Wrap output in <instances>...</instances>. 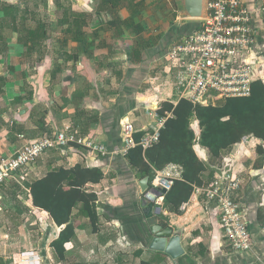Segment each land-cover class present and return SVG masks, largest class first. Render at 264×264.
<instances>
[{
	"label": "crops",
	"instance_id": "crops-1",
	"mask_svg": "<svg viewBox=\"0 0 264 264\" xmlns=\"http://www.w3.org/2000/svg\"><path fill=\"white\" fill-rule=\"evenodd\" d=\"M39 1L0 0V161L15 153L22 142L20 135L37 139L68 129L77 136L104 143L108 150L104 155L80 147L47 150L24 181L32 182L52 170L76 165L100 169L102 180L86 185L98 196L99 220L92 225L79 208L75 209L73 218L80 225L65 246V259L59 260L51 242L63 226L58 227L46 211L34 207L20 185L21 190L13 195L14 203H3L0 212L27 217L29 211L45 235L38 241L37 251L29 248L23 253L33 261L22 262L20 255L3 260L8 264H264L263 140L246 136L224 150L219 160L221 164L228 158L234 174L242 181L233 198L240 204L252 236L253 246L245 251L228 246L216 203L207 201L201 193L193 191L179 213L172 212L166 194L148 208L150 201L139 185L146 176H140L126 158L123 125L132 126L135 140V134L144 135L157 124L146 115V102L157 90L161 102L178 100L173 78L162 67L166 55L151 61L140 80L141 55L132 52L143 55L154 51L170 36L179 41L190 35H181L179 30L194 23L200 25V20L187 18L180 0H125L129 6L114 10L104 6V0ZM244 1L250 5L253 2ZM140 2L142 6L136 7ZM38 3L43 8L34 5ZM6 5L18 9L15 23L11 17L5 18L2 6ZM75 13L84 15L77 30L72 28ZM254 27L256 43L250 52V63L253 76H258L254 79L264 82V20L258 19ZM35 32L41 38L31 43L28 38ZM77 33L80 40L75 39ZM146 40L150 42L148 47L143 46ZM138 80L140 86L133 93L135 86H130ZM190 127L197 139L194 151L207 167L202 185L193 186L205 188L213 181L219 164L209 149L198 143L201 128L196 116L191 118ZM172 164L177 165L167 166ZM10 183L18 184L10 181L7 185ZM5 197L8 194L0 188V200ZM2 214L0 222L5 217ZM156 224L180 235L184 253L178 258L156 248L158 238L151 228ZM26 231L24 227L25 233H20L29 243ZM18 238L0 235V245L15 244Z\"/></svg>",
	"mask_w": 264,
	"mask_h": 264
},
{
	"label": "built area",
	"instance_id": "built-area-1",
	"mask_svg": "<svg viewBox=\"0 0 264 264\" xmlns=\"http://www.w3.org/2000/svg\"><path fill=\"white\" fill-rule=\"evenodd\" d=\"M258 19L264 20V0H253L251 5L244 0H208L207 16L200 20L199 27L174 42L165 56L164 65L173 78L177 98L195 105H215L228 97L248 96L250 84L255 80L250 52L256 43L254 23ZM159 94L157 90L146 102V115L157 124L137 142L132 137V126L125 123L124 150L137 145L147 149L159 141L166 120L158 114L162 103ZM19 138L22 142L15 153L0 161V186L10 181L23 186L38 158L50 149L80 147L92 154L108 153L104 143L77 136L68 129L37 139H27L24 135ZM181 176V167L173 164L155 170L150 179L151 189L168 192ZM241 185L232 162L225 158L217 166L213 181L205 188L193 190L216 203L224 237L234 251L250 250L253 246L240 204L233 198ZM19 260L28 263L32 257L23 254Z\"/></svg>",
	"mask_w": 264,
	"mask_h": 264
},
{
	"label": "trees",
	"instance_id": "trees-1",
	"mask_svg": "<svg viewBox=\"0 0 264 264\" xmlns=\"http://www.w3.org/2000/svg\"><path fill=\"white\" fill-rule=\"evenodd\" d=\"M103 4L110 10L130 5L126 4L125 0H104ZM135 6H142V2ZM2 10L5 18L11 17V22H16L18 9L15 6H2ZM74 16L72 28L77 30L82 25L84 15L75 13ZM5 18L3 22H6ZM38 27L39 25L37 29ZM198 27L199 23H194L179 31L181 35L186 32L191 34ZM78 36L80 35L77 33L76 40H80ZM38 38H41V35L35 32L28 39L35 43ZM168 39L154 47V51L145 52L143 55L139 51L132 52V55H141L140 80L147 73L151 61L166 55L169 43L175 40L172 36ZM149 43L146 40L143 46L148 47ZM140 80L131 84L130 88L135 86L133 91L131 90L133 93L139 88ZM158 114L166 118L160 130L159 141L147 149L140 145L128 149L126 158L142 177L152 178L155 170H163L171 163L182 167V178L175 180L164 196L172 207V212L179 213L180 206L190 198L194 190L193 185H202L201 177L207 171L206 165L198 158L193 148L197 139L190 127L191 118L196 116L201 128L198 143L208 148L219 164L222 152L241 142L244 137L254 136L264 141V82L255 79L250 84L248 96L228 97L215 105H195L187 99H178L176 103L163 101ZM142 135L143 133L135 134V141L139 142ZM102 178L100 169L76 165L73 168H58L40 179L24 182V189L29 194L32 205L46 211L58 227L63 226L58 237L51 242L59 260L65 259V246L74 238L80 225V221L73 218L74 210L79 208V213L88 217L92 225L99 220L96 211L98 196L87 190L86 185L98 183ZM107 209L109 208H105Z\"/></svg>",
	"mask_w": 264,
	"mask_h": 264
},
{
	"label": "rangeland",
	"instance_id": "rangeland-1",
	"mask_svg": "<svg viewBox=\"0 0 264 264\" xmlns=\"http://www.w3.org/2000/svg\"><path fill=\"white\" fill-rule=\"evenodd\" d=\"M39 2L41 4L45 3L44 0H41ZM34 5H37L38 7L40 6L41 8H43L42 5H40L39 3L34 4ZM159 11L161 12V10H159ZM147 12H149V11H147ZM21 22L22 21H20V23ZM25 23L23 24V26H25L26 24L28 26L35 25L34 22H32V23L27 22L26 24ZM162 67L164 68L163 70L165 71V73L169 74V70L165 67V65H162ZM164 77H166V76L164 75ZM255 77H258V76L254 75L253 78H255ZM0 188L2 189L3 193L8 194V197H5L4 199L0 200V203L2 202V204H0V206H2V207H3V203H4V205L9 203V202L11 204H13L14 203V196L13 195H14L15 191L21 190V186L19 184H11V183H10V185H7V183H6V185L3 184L2 186H0ZM23 212H24V210H23ZM0 214L5 216L1 219L2 222H0V235H6L7 234L12 238L13 237H19L18 240L16 242H14L15 244H9V245L1 244L0 245V264H8L5 260H3L4 257H8L11 255L12 256L21 255L24 252H27V250L29 248L34 249L33 252L37 251L38 241L40 240L41 236L45 235V232H42V228L40 227V224L38 222H36V220H34L35 215L31 214L29 211L26 212L27 217L18 216L17 214H14V213L9 214L6 212H0ZM29 215H32V216L30 217ZM20 227H21V229H20ZM24 227H25V229H27L26 237H28V238H26V241H29V243H25V239L23 238L22 234L20 233L21 231L23 233H25Z\"/></svg>",
	"mask_w": 264,
	"mask_h": 264
},
{
	"label": "water",
	"instance_id": "water-1",
	"mask_svg": "<svg viewBox=\"0 0 264 264\" xmlns=\"http://www.w3.org/2000/svg\"><path fill=\"white\" fill-rule=\"evenodd\" d=\"M184 6L186 17L192 20H202L207 16L208 0H180ZM139 185L143 194L150 201L148 208H153L156 199L167 194L165 189L153 190L150 185V176L139 181ZM152 232L158 238L155 246L158 250L165 252L170 257L176 259L184 253L180 242V235L174 234L172 228L162 229L161 225L156 224L152 227Z\"/></svg>",
	"mask_w": 264,
	"mask_h": 264
}]
</instances>
